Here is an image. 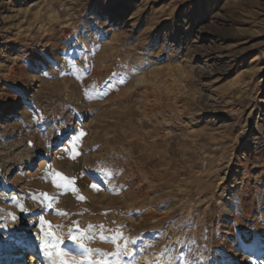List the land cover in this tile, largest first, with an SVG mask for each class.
<instances>
[{"label": "rangeland", "instance_id": "rangeland-1", "mask_svg": "<svg viewBox=\"0 0 264 264\" xmlns=\"http://www.w3.org/2000/svg\"><path fill=\"white\" fill-rule=\"evenodd\" d=\"M100 225L120 264H264V0H0V256L95 264Z\"/></svg>", "mask_w": 264, "mask_h": 264}, {"label": "snow or ice", "instance_id": "snow-or-ice-1", "mask_svg": "<svg viewBox=\"0 0 264 264\" xmlns=\"http://www.w3.org/2000/svg\"><path fill=\"white\" fill-rule=\"evenodd\" d=\"M73 71L75 72L76 69L73 66ZM76 79H80L79 76H76ZM121 83H124L121 81ZM86 133L83 130H80L77 135L74 136L72 140V144L70 147L66 149V153L68 154L69 158H71L73 161L77 160L80 156L81 152L78 150V145L81 143L82 138L85 137ZM105 177H110L112 174L110 171H106L101 169L100 170ZM51 182L57 189L63 190L64 194H71L79 201H85L86 197L82 195L80 186L78 184V180L83 177H68L60 172H52L51 174ZM107 183V180H106ZM89 188H91L94 192H100L101 190H107L106 187L102 188L99 184L96 183H89L87 185ZM35 199V198H34ZM40 200L43 201L42 208L43 207H51V202L56 199V197L50 196L48 193H42L39 197ZM23 210V209H21ZM107 214V213H105ZM13 221L17 220V217L9 213L8 214ZM39 224L41 226V231L44 233L45 241L42 242V246L44 249L45 256L49 257L51 259V253L57 249L59 243L61 241L56 237V234L51 230L52 226L50 222H48L43 217L39 218ZM57 227H60L59 225ZM92 225L88 226V229L86 231L90 232L92 230ZM104 225L99 226V239L101 241H109L115 246V251L111 253H105L100 252V250H96V253L99 254L102 259L97 260L95 264H111L112 258L116 260V264H120L121 258L124 256H132L134 254V247L132 248V251L129 250V245L133 246V244L136 242V239H130L120 230V228H117L114 232L112 229H107L109 232H113L112 235L106 236L104 235ZM94 235L87 236V239L91 240L94 238ZM69 240L71 242H75L80 244L82 247L86 249V253L88 255L92 254V250L87 248L84 244V238H85V232H81L79 224H76L75 227L69 229ZM47 237H53V240L55 241L52 243L51 248L48 246ZM123 241V243H121ZM38 255V253H37ZM56 255L60 258L59 264H79V262L72 258L71 260L66 259V255L63 252H56Z\"/></svg>", "mask_w": 264, "mask_h": 264}, {"label": "bare ground", "instance_id": "bare-ground-1", "mask_svg": "<svg viewBox=\"0 0 264 264\" xmlns=\"http://www.w3.org/2000/svg\"><path fill=\"white\" fill-rule=\"evenodd\" d=\"M35 254L32 255V262L35 260ZM0 264H26V260L24 261V252H17L16 254L12 253L8 257V259H4L0 256ZM37 264H51L50 262H41L38 261Z\"/></svg>", "mask_w": 264, "mask_h": 264}]
</instances>
